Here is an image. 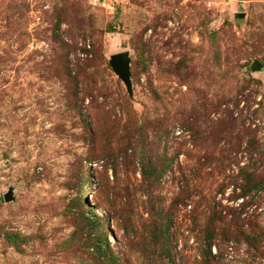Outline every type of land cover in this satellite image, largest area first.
Returning a JSON list of instances; mask_svg holds the SVG:
<instances>
[{
    "label": "rangeland",
    "instance_id": "1",
    "mask_svg": "<svg viewBox=\"0 0 264 264\" xmlns=\"http://www.w3.org/2000/svg\"><path fill=\"white\" fill-rule=\"evenodd\" d=\"M129 141L169 161L151 196ZM170 207L169 260L146 229ZM92 210L116 264H264V0H0V264H101Z\"/></svg>",
    "mask_w": 264,
    "mask_h": 264
},
{
    "label": "trees",
    "instance_id": "2",
    "mask_svg": "<svg viewBox=\"0 0 264 264\" xmlns=\"http://www.w3.org/2000/svg\"><path fill=\"white\" fill-rule=\"evenodd\" d=\"M78 115H81L80 109L77 111ZM82 125L87 128L88 124L86 119L84 118L82 121ZM85 141H89L91 138L97 139V132H93L91 134L86 135L83 134L81 136ZM103 137V136H102ZM107 148V146H106ZM101 151V159L108 161L109 159L116 158L113 154H110L108 150ZM131 151L135 157V161L137 163L140 176H141V184L144 190H146V195L151 196V193L156 190L158 185L160 184V180L162 176H164L169 168V161L164 156L160 159V162H156V159L150 155L146 154L143 148H140L139 144H132L131 141L128 142V144L123 147L120 152L124 155L128 151ZM111 152V151H110ZM119 155V154H118ZM109 158V159H108ZM89 162H86V165ZM244 181H245V187L243 189L244 194L252 193L253 191H258L261 187L258 186L259 182H254L252 180V177L248 173H244ZM85 188L90 189V184H86ZM183 199H173L172 201H184L188 199V195H184ZM177 203L174 205V207L177 205ZM175 208H169L167 210L164 209H157L154 211L151 210V218L148 220L147 234L149 235V247L151 249L154 248V242L161 241V252H163V255L167 257V259L170 260V242H169V231L172 227H174V218H175ZM90 218L86 219V236L90 242L91 245V251L92 255L101 264H116L114 262V259L112 258L110 245L107 239V233L105 229V221L110 219V215L107 213V216L103 219L101 218L96 212L93 210L90 211ZM213 223V222H212ZM125 234L127 231L124 232ZM221 235V240L225 242L228 241L230 238L229 232H223ZM4 239L11 244L12 246L18 248L20 244H23L25 242L24 238H21L20 236L13 234V233H4L3 234ZM219 234H215L212 231L206 229L203 236V244L200 248V254L202 256V260H206L211 256V248L214 246V241L219 238ZM214 258V257H213Z\"/></svg>",
    "mask_w": 264,
    "mask_h": 264
},
{
    "label": "water",
    "instance_id": "3",
    "mask_svg": "<svg viewBox=\"0 0 264 264\" xmlns=\"http://www.w3.org/2000/svg\"><path fill=\"white\" fill-rule=\"evenodd\" d=\"M244 17V14H240L237 16L238 19H242ZM130 58L128 52H123L119 54L112 55L109 60V66L112 70V72L120 79V81L123 83L127 94L129 97H132V84L130 80ZM261 68V65L259 62H254L252 65V69L254 71H259ZM3 200L5 202H10L13 200L12 192L7 193Z\"/></svg>",
    "mask_w": 264,
    "mask_h": 264
}]
</instances>
